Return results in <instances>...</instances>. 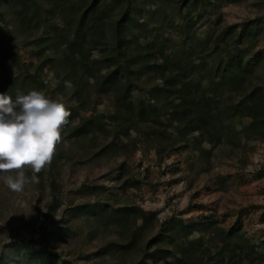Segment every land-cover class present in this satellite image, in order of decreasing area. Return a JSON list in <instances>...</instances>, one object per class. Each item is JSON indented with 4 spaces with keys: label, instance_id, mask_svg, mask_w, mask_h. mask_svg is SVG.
<instances>
[{
    "label": "trees",
    "instance_id": "1",
    "mask_svg": "<svg viewBox=\"0 0 264 264\" xmlns=\"http://www.w3.org/2000/svg\"><path fill=\"white\" fill-rule=\"evenodd\" d=\"M169 1L0 0V93L15 98L18 90L25 94L37 90L67 96L76 102L65 106L68 136L78 140L99 133L111 138L104 147L109 152L125 145L122 136L130 137L145 127L167 131L176 125L180 139L189 143L192 137L195 144L212 146L234 140L226 129L241 136L250 129L264 128V84L248 81L253 67L264 65V51L254 50L259 20L208 30L200 36L197 26L204 13L215 14L225 1L234 0H181L183 12L168 9ZM148 4L156 8L154 17L161 12L168 15L164 21L155 20L157 28L151 26L154 17H146ZM177 16L181 21L175 23ZM166 31L170 39L163 36ZM14 39L16 48L11 47ZM19 45L32 46L35 57L47 56L48 63L42 60L31 70L17 53ZM46 70L51 78L45 77ZM156 70L161 74L157 76ZM65 81H71V90L66 89ZM205 89L216 97L209 98ZM225 93L234 95L228 104ZM106 95L114 97L111 110L72 123L81 109L101 104ZM238 118L251 122L238 129ZM142 184L132 178L120 188L124 193L140 189ZM50 187L41 234L6 244L10 252L1 255L0 264H80L46 242L55 236L51 214L63 203L56 183L51 182ZM80 190L94 199L65 208L63 212L70 211L64 213L66 223L84 219L90 226V239L115 235L92 253L96 258L132 256L130 264H245L250 256L263 259L264 251L241 232L239 218L228 229L213 214L198 219L177 214L160 218L144 212L140 205L116 202L108 187L84 183ZM154 228L158 231L141 242ZM64 229L69 232L71 228ZM211 231L222 242L215 251L202 236L195 235Z\"/></svg>",
    "mask_w": 264,
    "mask_h": 264
},
{
    "label": "rangeland",
    "instance_id": "2",
    "mask_svg": "<svg viewBox=\"0 0 264 264\" xmlns=\"http://www.w3.org/2000/svg\"><path fill=\"white\" fill-rule=\"evenodd\" d=\"M138 2L147 3L146 0ZM167 5H170L168 9L172 10V7L175 12L184 10L181 0H170ZM146 8L149 10L146 17L153 16L156 8L150 4ZM217 10L215 14L212 11L204 13L197 26L200 36H204L208 30L259 20L260 29L254 38V50L264 51V0L225 1ZM165 16L168 15L163 12L161 15L155 14L152 28H157V21H164ZM180 21V16H177L175 23ZM163 36L171 38L167 31ZM173 41L177 42V39ZM17 43L15 39L11 40V47L16 48ZM31 48L33 47L19 45L17 49L20 59L30 64L31 70H34L33 65L42 60L48 63L47 56L35 57ZM155 59L160 61L158 54ZM66 62L69 63L68 58ZM160 74L161 70H156V75ZM44 75L47 78L53 76L48 70ZM254 80L264 84V65L253 67L248 81ZM141 85L149 87L147 83ZM204 92L211 99L216 97V93L209 89ZM46 97L59 100L65 106L76 104L67 96L52 91ZM230 97L234 98V95L224 94L225 103L230 102ZM113 107L114 97L106 95L101 104L92 103L87 109H81L80 117H76L72 123L80 124L82 118L109 111ZM235 121L238 129L251 122L249 118H238ZM145 128L133 132L130 137L122 136L125 145L120 151L109 152L104 147L111 138L97 133L75 140L68 136L67 127L63 125L55 154L42 172H32L31 167L22 169L24 186L21 191L13 192L5 184L4 178L8 175L16 177V171L0 172V257L10 252L7 251L6 244L41 234L40 223L48 211L51 199V182L56 183L57 193L63 203L51 214L49 220L53 223L55 236L48 238L46 242L63 257L78 260L80 264H130L133 259L132 256L119 259L109 255L102 259L96 258L92 253L109 239H114L115 235L90 239L87 236L90 226L84 219L70 223L63 219L64 213L70 212L67 209L63 212L65 208L93 201V196L82 194L80 187L84 183L108 187L114 191L116 202L140 205L144 212L150 211L160 218L177 214L186 219H198L204 214H213L224 229L234 225L239 218L243 235L264 251V128L255 132L247 129L249 133L241 136L234 130L226 129L234 140H225L217 146L195 144L192 137L187 143L178 137L176 125L169 126L167 131L164 127ZM150 129L151 133L148 132ZM33 176L36 180L32 179ZM115 176L117 180L113 179ZM132 178L142 181L141 188L129 189L123 193L120 188L122 182ZM68 227L71 228L69 232L64 229ZM157 231L158 228H154L143 235L141 242L144 243L149 234ZM195 235L202 236L214 251L222 245L215 232H200ZM87 254L89 259L86 258ZM211 258L214 256L208 260ZM245 264H264V254L262 260L250 256Z\"/></svg>",
    "mask_w": 264,
    "mask_h": 264
},
{
    "label": "clouds",
    "instance_id": "3",
    "mask_svg": "<svg viewBox=\"0 0 264 264\" xmlns=\"http://www.w3.org/2000/svg\"><path fill=\"white\" fill-rule=\"evenodd\" d=\"M65 87L71 90L73 84L65 81ZM68 116L63 103L42 91L18 90L15 98L0 93V172H17L4 178L10 190L23 189V168L40 173L51 162Z\"/></svg>",
    "mask_w": 264,
    "mask_h": 264
}]
</instances>
